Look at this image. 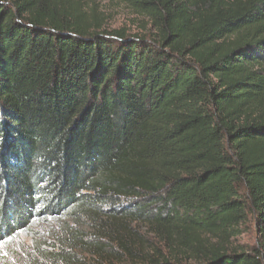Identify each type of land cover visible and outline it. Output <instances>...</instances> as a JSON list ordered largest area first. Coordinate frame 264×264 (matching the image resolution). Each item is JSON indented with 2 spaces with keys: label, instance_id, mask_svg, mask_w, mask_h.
Masks as SVG:
<instances>
[{
  "label": "trees",
  "instance_id": "1",
  "mask_svg": "<svg viewBox=\"0 0 264 264\" xmlns=\"http://www.w3.org/2000/svg\"><path fill=\"white\" fill-rule=\"evenodd\" d=\"M112 1L138 32L0 0V243L58 223L17 264H264V0Z\"/></svg>",
  "mask_w": 264,
  "mask_h": 264
},
{
  "label": "rangeland",
  "instance_id": "2",
  "mask_svg": "<svg viewBox=\"0 0 264 264\" xmlns=\"http://www.w3.org/2000/svg\"><path fill=\"white\" fill-rule=\"evenodd\" d=\"M100 6L106 11L109 20L106 24L108 29L127 28L132 33L138 32V25L141 23L138 18L129 10L119 5L112 0H99ZM58 223H40L34 227L33 232L23 234L14 242H9V245L0 243V264H17L16 253L19 249L30 251L35 241L49 240L52 234L57 230ZM240 244L255 245L257 239L253 228L242 236ZM23 244V245H22Z\"/></svg>",
  "mask_w": 264,
  "mask_h": 264
}]
</instances>
